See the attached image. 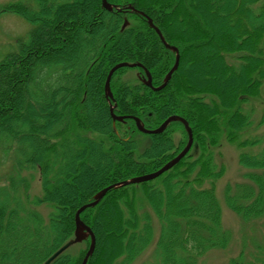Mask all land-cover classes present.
<instances>
[{
	"label": "trees",
	"instance_id": "1",
	"mask_svg": "<svg viewBox=\"0 0 264 264\" xmlns=\"http://www.w3.org/2000/svg\"><path fill=\"white\" fill-rule=\"evenodd\" d=\"M108 1L122 11H108L102 0H17L3 8L32 27L0 59V150L20 169L39 172L41 193L27 197L52 211L45 219L20 200L0 197V264L44 263L73 238L77 210L96 193L157 171L187 144L182 123L148 135L134 117L154 129L179 115L194 144L157 179L111 189L81 213L96 237L87 264H131L150 245L154 219L139 207V193L160 224L159 264H200L209 250L227 247L231 232L216 193L225 172L221 140L237 146L246 169L244 181L226 186L227 206L244 222L264 217V136L253 128L264 124V0ZM147 16L180 52L177 70L157 91L142 82L144 68L159 86L176 55ZM124 61L143 67L114 73L115 113L125 117L114 123L105 83ZM130 71L137 74L125 78ZM255 101L262 105L256 119ZM138 136L151 141L142 149ZM78 245L77 254L68 250L51 264H81L90 239ZM258 248L250 259L241 251L230 264H264V247Z\"/></svg>",
	"mask_w": 264,
	"mask_h": 264
},
{
	"label": "rangeland",
	"instance_id": "2",
	"mask_svg": "<svg viewBox=\"0 0 264 264\" xmlns=\"http://www.w3.org/2000/svg\"><path fill=\"white\" fill-rule=\"evenodd\" d=\"M14 1L17 0H0V9L2 10L7 4ZM31 27L25 18L16 13L0 12V59L17 50L20 40L27 37ZM221 36L222 30L220 29L218 37L220 38ZM197 56L201 62L202 54L197 52ZM134 76L135 72L130 71L125 78H133ZM255 106L256 119L261 116L262 105L260 101H255ZM253 128L256 134H263L264 136V124L258 127L257 124H254ZM179 136L177 135V138ZM138 140L140 142V148L142 149L151 141L149 136H138ZM218 151L221 153L218 162L224 164L225 172L216 184V191L222 205L223 225L231 232V239L227 247L223 249H211L201 256L199 260L200 264H230L231 259L237 257L241 251H244L247 259H250L258 252V247H264V217L254 221L244 222L232 212L224 199V191L227 184L233 185L235 182L245 180L242 175L246 169L241 168L238 162L239 149L235 144L221 140ZM16 163L17 160L15 162L12 157L5 155L0 150V197L5 199L4 197L7 198L8 196L10 199L20 200L28 208L37 209L46 219L52 211L51 205L45 203L35 206L31 201L35 195H40L41 193V182L38 178L39 172L35 169H20L16 166ZM79 182H81V179ZM79 182L78 180H74L73 185L75 188H79ZM25 183H29L30 185L27 192H25L24 188ZM28 193L31 199L27 197ZM137 203L142 210H147L153 217L154 236L150 245L131 264H159L156 243L159 236L160 224L149 204L140 193ZM81 247L79 245L74 246L69 249V252L77 254Z\"/></svg>",
	"mask_w": 264,
	"mask_h": 264
},
{
	"label": "water",
	"instance_id": "3",
	"mask_svg": "<svg viewBox=\"0 0 264 264\" xmlns=\"http://www.w3.org/2000/svg\"><path fill=\"white\" fill-rule=\"evenodd\" d=\"M103 6L112 11L114 9V5L110 4L108 2V0H102ZM133 8V7H132ZM149 24L156 29L157 33L159 34L161 40L165 43L166 47L173 50L176 53V61L175 64L173 65V67L171 68V70L167 73L166 77L164 78L163 83L158 86V87H153L152 84V77L150 72L145 69L146 74H147V79H144V82L149 85L150 87H153L154 90H161L163 89L170 81L172 74L177 70L178 66H179V62H180V53L177 47L172 46L170 44H168L162 34V32L160 31V29L156 26H154L152 19H149ZM127 25V21L124 24V27ZM135 66H142V64L140 63H130V62H121L116 64L114 67H112V69L109 71L108 77H107V81H106V85H105V92H106V96L109 98V103L111 105V113L113 116L114 120H122L123 117L121 116H117L114 113V106H112L111 104V99H113V94L111 91V79L112 76L114 74V72L116 70H118L119 68L122 67H135ZM116 106V105H115ZM136 119V124L138 129L143 132V133H147V134H158V133H162L171 122L174 121H180L184 124L185 129L187 130L188 136H189V140L188 143L186 145V147L172 160H170L168 163H166L161 169H159L156 172L153 173H148L145 175H141V176H136L127 180H123L117 183H114L112 185L107 186L106 188L102 189L101 191H99L98 193H96L94 195V199L92 202H89L87 204H84L82 207H80L78 209V211L76 212V230H75V235L74 238L69 240L66 244H64L60 249H58L54 254H52L43 264H51L59 255H61L63 252H65L69 247H71L72 245L82 242L88 238L91 239V244L89 247V250L87 251L83 261L81 264H87L89 261V258L92 256L94 250H95V246H96V237L91 229L90 226L86 225L80 218V214L87 208L89 207H93L96 206L103 198L104 196L107 194V192L113 188H120L123 186H127L130 184H135V183H141V182H145V181H149L152 179L157 178L158 176H160L162 173H164L165 171L169 170L170 168H172L174 165H176L190 150L192 144H193V132L191 127L189 126V123L182 117L178 116V115H172L170 117H168L158 128L156 129H147L144 124L141 122V120L139 118H135Z\"/></svg>",
	"mask_w": 264,
	"mask_h": 264
}]
</instances>
